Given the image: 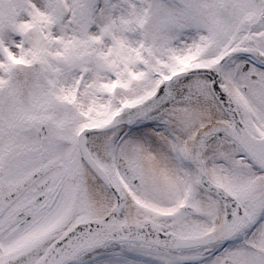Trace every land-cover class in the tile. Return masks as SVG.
<instances>
[{
	"label": "snow or ice",
	"instance_id": "1",
	"mask_svg": "<svg viewBox=\"0 0 264 264\" xmlns=\"http://www.w3.org/2000/svg\"><path fill=\"white\" fill-rule=\"evenodd\" d=\"M0 264H264V0H0Z\"/></svg>",
	"mask_w": 264,
	"mask_h": 264
}]
</instances>
